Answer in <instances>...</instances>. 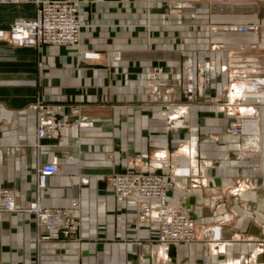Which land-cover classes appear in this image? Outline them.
<instances>
[{
    "label": "crops",
    "instance_id": "0c3cea01",
    "mask_svg": "<svg viewBox=\"0 0 264 264\" xmlns=\"http://www.w3.org/2000/svg\"><path fill=\"white\" fill-rule=\"evenodd\" d=\"M56 1L81 6L83 25L76 45L0 43V188L15 190L16 205L25 206L35 195L36 165L56 157L61 170L48 178L41 192V204L69 208L79 223L78 240H53L36 248L33 217L21 212L5 214L0 218V264L263 262L264 253L256 254L254 259L248 255L250 247L264 243V199L256 201L255 217L251 216L253 213L245 216L237 201L220 205L213 212L208 204L213 196L231 187L237 175L264 184V91L243 95L246 106L240 116L244 132L241 140L227 132L226 118L210 117L206 127L200 128L199 111L206 107H192L187 115L182 116L180 111L172 116L181 101L177 87L183 56L197 62L205 55L219 65L233 55L218 46L235 43L245 49L259 43V36L251 32L211 29L220 24L244 23L247 17L239 13L244 12L247 3ZM257 1L254 6L264 2ZM35 9V1L0 2V24L32 15ZM85 52H89L88 59L83 56ZM243 57L237 59L240 64L234 75L247 78L240 84L264 81L262 69L243 70ZM155 66L162 70L151 74L150 68ZM166 73H171V78ZM229 78L231 75L225 71L224 84ZM168 87L172 90L166 91ZM156 91L158 100L154 101ZM38 98L75 103L80 107L74 119L83 120L58 130L52 140H42L37 148L35 113L29 106ZM200 101L203 99L197 98L196 102ZM169 127L179 132L171 134ZM200 134L206 136L199 142L201 158L218 160L220 167L210 170L208 187L183 190L176 184L169 196L173 203L185 199L190 203L187 205H192L191 216L198 230L211 227L224 213L230 215L229 228L236 231L223 232V237L231 241L227 249L226 245H219L224 255L207 254L204 241L189 245L154 243L156 222L145 221L136 213L133 202L117 198L106 184L108 176L129 168L167 173L171 167H180L182 174L176 183L186 186L191 164L177 150H181L183 140L198 138ZM236 141L241 143L242 155H250L234 161L240 167L238 173L230 165L237 155ZM144 154L149 159H143ZM241 196L250 199L253 194L244 192ZM72 200L77 202L73 207Z\"/></svg>",
    "mask_w": 264,
    "mask_h": 264
},
{
    "label": "built area",
    "instance_id": "2783aa9c",
    "mask_svg": "<svg viewBox=\"0 0 264 264\" xmlns=\"http://www.w3.org/2000/svg\"><path fill=\"white\" fill-rule=\"evenodd\" d=\"M35 1L36 9L32 15H22L10 24H0V43L13 46L42 45H76L80 39L81 6L76 2L43 1V0H0V2ZM147 4L175 3L166 0H139ZM234 29L240 32L255 30L254 26L236 25ZM85 52L84 58H89ZM96 57V56H94ZM93 57V58H94ZM154 100H158L157 94ZM35 113L36 146L39 148L42 140H52L55 133L64 128L80 124L83 118L74 117L79 114V105L59 101H44L40 98L29 106ZM164 107V106H163ZM165 108V107H164ZM166 109V108H165ZM180 113L175 108L172 116ZM229 132L241 140L244 136L240 117L228 126ZM237 149H241L240 141ZM143 159H149L144 154ZM143 161V164H146ZM192 163V161H191ZM190 163V164H191ZM192 164L190 169L192 170ZM61 165L55 157L49 162H40L35 167V195L23 207L15 203V190L0 188V218L5 214L21 212L31 215L34 220L33 234L36 248L39 245L53 241L78 240L79 223L69 208L47 207L41 204V192L47 185V180L60 172ZM195 172L196 170H192ZM180 167H171L167 173H149L129 168L124 173H116L106 178L113 195L135 204L136 213L147 222H156V233L153 238L156 244L179 245L193 244L197 241V227L189 209L180 203H173L169 191L176 179L181 176ZM71 201V207L76 205ZM226 219L228 217H225ZM236 231L234 228L215 226L211 229V242L216 245H231V241L223 237V232Z\"/></svg>",
    "mask_w": 264,
    "mask_h": 264
},
{
    "label": "rangeland",
    "instance_id": "374dc122",
    "mask_svg": "<svg viewBox=\"0 0 264 264\" xmlns=\"http://www.w3.org/2000/svg\"><path fill=\"white\" fill-rule=\"evenodd\" d=\"M139 1V0H138ZM167 2H177L175 0H166ZM221 1V0H220ZM223 1H237V0H223ZM245 1L247 3V6L244 10V12H240L239 14L245 15L247 17V20L242 24H236V25H244V26H254L255 30H247L246 32H251L252 34H255L259 36V43L249 44L246 46L245 49L242 48V46H239L238 44H222L218 46L221 49H227L230 50L231 55L229 58L226 59L225 63L217 64V60H211L208 56H203L202 60H198L197 62L190 61L189 56H183L181 59V74H180V85L177 87L178 92L180 94L181 101L177 104L176 108L179 107V110L181 111V115H187L191 111L192 107L196 108H204L205 110L199 111V127L204 128L206 127V123L208 118L210 117H220V118H226L229 120V124L234 122L235 117H240L241 114H244L242 112V108L246 106V104L241 99V94L246 93L249 91H264V81H257L256 80L250 84H240L242 81V78H237L234 75L238 72L237 70V64L239 57L245 56L243 58H240L243 61H245L246 68L243 70H250L251 68H260L264 72V22H263V9H264V2L261 3V5L258 3V5L254 4L256 2H259L257 0H241ZM20 2V1H19ZM141 2V1H140ZM151 4V3H150ZM242 9V8H241ZM254 16L256 17L254 19ZM222 25V26H221ZM234 25H227V24H220L219 26H216V28H211L213 30H226V29H234ZM198 29H201V26L197 27ZM237 31V30H236ZM216 47V46H215ZM216 47V48H218ZM242 48V49H241ZM87 59V58H85ZM150 73H158L161 68L158 66L150 68ZM242 69V68H241ZM228 72L229 76L231 75V78L228 79V82L224 84L223 82V73ZM234 73V74H233ZM168 78H171V73H166ZM233 75V76H232ZM260 83V84H259ZM250 88V89H249ZM260 89V90H258ZM166 91H171L172 87L165 88ZM157 91L153 92L154 95H156ZM197 98L203 99V101L196 102ZM264 98H262L263 100ZM156 101V100H154ZM164 107L167 109L168 104H165ZM164 108V109H165ZM229 126V125H228ZM228 126L225 127L227 132L229 133ZM170 128V127H169ZM169 132L172 133H178L179 130L176 128L171 127L169 129ZM233 136L234 135L232 133ZM184 136V135H182ZM205 134H200L199 137L195 138L193 136L192 138H186L183 140L182 145L180 146L181 150L178 149L177 151L180 152V154H184L186 158H188L189 163L192 161V168L196 170L193 172L191 169H189L186 173V177L188 179V183L185 185H180L175 182V184L172 185L176 186V184L183 190H195L200 188L208 187L209 185V175L210 170L213 168L220 167V164L218 160H205L201 158L200 151H199V142L203 139H205ZM184 139V137H183ZM37 143V141H36ZM41 145L39 146V148ZM236 149V148H235ZM237 155H235V158L230 161V165L233 166L237 173L240 171L239 166H235L236 164L234 161H238L244 158L250 157V155H242V153L236 149ZM189 154V155H188ZM253 154V153H252ZM39 164V162H38ZM171 187V188H172ZM244 192L252 193L253 197L248 199L244 198L241 195ZM259 199H264V184L257 181H251L248 178H243L239 175H237L236 178L233 179L231 187L226 189V191L221 193V195H215L213 196L208 204V208L210 212L215 211V209L220 205H232L233 202L237 201L239 203V206L242 209L243 214L246 216L249 215V213H253V217L257 214V208H256V201ZM185 200V199H184ZM184 200L179 202L184 208H188L191 214V207L189 206L190 203ZM189 203V205H187ZM254 204L253 206H251ZM27 215V214H26ZM192 215V214H191ZM223 217L220 220H216V222L209 228H206L205 230H198L197 228V241H204L205 243V249L207 254H222L224 255L223 251H221L218 247V245H215V243L211 242L212 240V234L211 229L215 226H222L229 228L231 218L228 213H224L222 215ZM225 217H228L227 219ZM264 223V221H263ZM244 239V237H241ZM196 241V242H197ZM195 242V243H196ZM212 243V244H211ZM264 253V243H256L253 247H250V253L248 255L249 259H254L256 254H262ZM225 263V262H224ZM223 263V264H224ZM258 264H264V261Z\"/></svg>",
    "mask_w": 264,
    "mask_h": 264
},
{
    "label": "bare ground",
    "instance_id": "6f19581e",
    "mask_svg": "<svg viewBox=\"0 0 264 264\" xmlns=\"http://www.w3.org/2000/svg\"><path fill=\"white\" fill-rule=\"evenodd\" d=\"M250 84V83H249ZM260 84V83H259ZM243 95H244V93H242L240 96H241V99H242V101L244 100L243 99ZM234 143H236V144H234V146H235V148L237 149V147H238V142L236 141V142H234Z\"/></svg>",
    "mask_w": 264,
    "mask_h": 264
}]
</instances>
